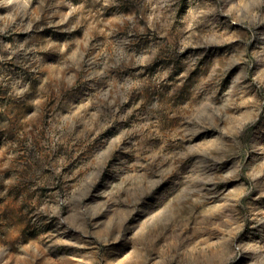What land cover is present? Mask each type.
Wrapping results in <instances>:
<instances>
[{
    "label": "rangeland",
    "instance_id": "obj_1",
    "mask_svg": "<svg viewBox=\"0 0 264 264\" xmlns=\"http://www.w3.org/2000/svg\"><path fill=\"white\" fill-rule=\"evenodd\" d=\"M0 264H264V0H0Z\"/></svg>",
    "mask_w": 264,
    "mask_h": 264
}]
</instances>
